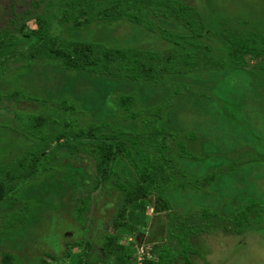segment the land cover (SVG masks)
<instances>
[{
    "label": "rangeland",
    "instance_id": "374dc122",
    "mask_svg": "<svg viewBox=\"0 0 264 264\" xmlns=\"http://www.w3.org/2000/svg\"><path fill=\"white\" fill-rule=\"evenodd\" d=\"M74 1L86 2L0 0V29L8 30L5 39L29 33L18 47V52L26 51L30 44H43L37 35L36 16H50L49 34L60 37L58 42L90 40L105 46L154 50L176 57L174 61L183 60L180 53L188 48L193 50V60L182 65L189 67L187 73L172 75L163 71L165 58H142L145 67L152 64L154 72L167 81L158 85L68 71L42 61L21 67L16 54L0 59V165L32 143L16 112L62 118V111L52 102L68 97L78 106L73 114L78 125H107L89 137L69 134L53 141L50 148L60 155L52 164L54 170L28 180L16 190L14 199L0 203V264L3 252L14 253L15 264H40V259L47 264H72L76 257L84 260L87 253L97 264H147L156 258L153 247L180 245L183 229L173 225L177 219L188 227L205 226L183 239L196 250L190 253L191 264H264V211L261 216L252 215L242 233L232 223L234 214L249 203L264 208V55L238 53L240 67H235L228 54L229 42L219 36L225 32L264 48V0H181L192 20L210 25L199 36H193L188 25L172 15L164 18L148 13L153 26H158L156 31L150 23L112 19L119 10L138 9L131 3L108 0H96L92 9L85 3L79 18L85 25L66 28L71 22L60 20L70 14ZM159 28L185 39L172 43L160 37ZM107 68L122 71L114 59L108 60ZM15 89L46 102L18 99L9 93ZM121 94L136 96L132 108L138 116L130 117L117 106L115 98ZM113 130L129 134L132 158L137 162L139 152L146 154L145 159L162 158L160 162L166 165L161 169L157 162L143 210L129 203L122 211L124 195L116 182L122 177L139 179L130 160L119 158L117 176L103 184L107 173L102 169L110 163L97 169L90 154L69 147L81 148L82 140L96 141L108 148L112 144L114 152L117 146L130 144L123 136L117 144L114 138L106 139ZM158 192L170 200L171 208H165ZM82 202V221H78L74 212ZM203 208L216 210L221 218L206 217ZM12 216L23 223L11 225ZM209 221L215 222L210 223L213 227H207ZM107 236L110 243L103 250ZM172 264L186 263L177 257Z\"/></svg>",
    "mask_w": 264,
    "mask_h": 264
},
{
    "label": "trees",
    "instance_id": "16d2710c",
    "mask_svg": "<svg viewBox=\"0 0 264 264\" xmlns=\"http://www.w3.org/2000/svg\"><path fill=\"white\" fill-rule=\"evenodd\" d=\"M115 3L125 2L131 3V5L136 6L138 12H126L124 10H119L112 17V19H123L126 18L131 22L137 23L139 25H148L152 30L156 31L158 26H153V20L147 18L148 13H152L155 17H169L172 15L176 19H179L185 22L188 25V28L191 30L193 36H199L206 33L210 29V25L206 24L204 21H194L190 17V12L187 7L183 5L181 0H108ZM86 5L88 8L92 9L95 5L96 0H86ZM85 3L79 1H74L71 3L70 14H66L60 22L62 24L70 23L66 28L70 27H81L85 25L84 22H80V14L85 8ZM140 3V4H139ZM146 8L144 15L142 10ZM88 13L93 14L90 10ZM37 24L38 30L37 35L40 39L43 40L42 46H33L30 44V47L26 51H19V44L25 43L26 37L30 36L29 33L24 32L23 37L16 39H5L8 30L0 29V59L7 58L9 55L16 54V58L19 61H22L21 67H30L34 65L37 61H42L45 66L54 67V68H64L68 71H81L88 72L94 75H102L105 77H112L117 79H128L131 81H151L153 84H162L165 85V79L162 75L156 74L154 72V66L150 64L149 66H144L142 58L146 60H162L166 59V65L163 67L164 73L169 74H184L188 72L189 67H182L183 64H190L193 60V50L186 48L185 52L180 54L184 57L183 60L174 61V56L170 54H160L159 51L146 50L140 48H118L113 46H105L102 43L90 41V40H76V39H61L60 37H52L49 34V25H50V16H40L37 15ZM160 37L171 41L172 43H178L177 38H184L183 35H176L175 33L167 32L165 29L159 28ZM219 36L229 42L230 49L228 51L230 59L235 63V67H240L238 63V53L249 54L254 57L263 56L264 48L258 47L255 43H250L245 39L229 35L225 32H220ZM25 37V38H24ZM59 43V44H58ZM193 45H197L192 41ZM57 45V46H54ZM92 50L94 54H90L88 51ZM109 59H114L118 64H120L121 70H111L107 68V62ZM216 60V59H215ZM10 94H14L16 98H28L36 100L38 102L44 103L46 100L42 98L27 96L22 93L20 90L15 89ZM1 95V94H0ZM2 96V95H1ZM117 106L122 110L126 111L129 116L136 117L138 116L137 111L133 110V106L136 102V96L131 94H121L115 98ZM52 103H55V108L62 111L63 117L56 118L52 115H46L42 113H28L23 114L20 112L15 113L22 126L26 130V136L30 137L32 143L30 147L25 149L23 153L15 155L10 158L6 163L0 165V203L7 199H14L15 192L20 185L28 182L30 179L40 178L45 172H50L54 170L53 162L60 158V155L52 151L50 148L51 143L58 142L67 135H85L87 137L93 135V132L105 128L107 125L104 123H92L88 126H80L79 122L74 113L77 112V104L68 97H63L60 100H55ZM103 126V127H102ZM51 127L55 129H51ZM113 134L108 136H102L101 138H114L117 144V138L123 136L126 138L130 144H122L117 146L112 151L111 146L108 148V145H101L98 142L94 141H85L82 140L80 143L83 145L80 147H71V150L74 149H83L88 154H90L97 163V169H102L104 163H110V165L102 170L107 173L106 179L103 180V184L108 180H111L114 176H117L116 172V162L122 156H125L128 160L131 161L133 168H136L139 179L131 180L127 177H122L121 180L116 182V186L124 195V204L123 210L126 207L125 205L131 203L132 208L145 209V199L150 194L149 182L151 183L154 180L156 173V164L157 162L160 165V168H165L166 165H163L160 161L162 158L150 157L145 159V153L137 152L139 156V162L136 159L132 158V141L129 138V134L120 130H113ZM115 135V136H114ZM126 143V142H125ZM145 157V158H144ZM160 159V160H159ZM143 160L144 162H142ZM166 160V159H165ZM210 179L204 180L205 182ZM97 183L93 187H96ZM160 198H163L165 203V208H171V203L169 199L164 198L162 192H158ZM84 203L76 209L74 212L75 217L78 221H82L81 211L83 209ZM203 214L206 217H218L219 213L216 210H208L207 208L202 209ZM264 211V208L256 202L249 203L242 207L239 211L234 214V219L232 223L235 225V231L242 233L244 229L250 224V217L252 215L261 216ZM121 215V211L119 213ZM173 225L178 228L183 229V236L179 237L180 245L175 248H171L167 245H162L159 248L153 247L152 252L156 258L150 259L147 264H172L177 257H181L186 264H191L190 253L196 252L189 241L184 242V238H188L190 232H195L198 230H203L198 225L193 227L185 226L182 220L177 219ZM11 225H19L23 223L20 218L17 219L12 216L9 221ZM215 224L214 221H209L207 227H213L210 223ZM115 223L118 224L119 220H115ZM216 225H218L216 223ZM83 227V222L82 226ZM203 227V226H202ZM224 229H227V226H224ZM110 236H107L103 242V250H105L110 243ZM77 241V240H76ZM82 240H78L76 243H81ZM90 246V243H89ZM104 252V251H103ZM102 252V253H103ZM65 256L68 254V250L65 251ZM88 254V253H87ZM83 260L80 257L73 259L72 264H97V260L93 255H89ZM106 256V254H105ZM121 260V259H120ZM2 264H15V255L10 252L1 253ZM40 264H47L44 259H40ZM118 264H120L118 262ZM128 264V263H125Z\"/></svg>",
    "mask_w": 264,
    "mask_h": 264
}]
</instances>
